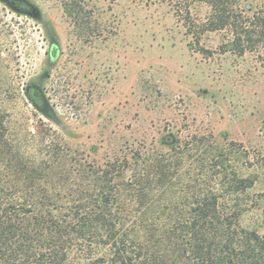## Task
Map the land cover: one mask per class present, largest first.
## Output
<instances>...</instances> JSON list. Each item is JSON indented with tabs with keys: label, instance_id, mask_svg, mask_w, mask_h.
<instances>
[{
	"label": "rangeland",
	"instance_id": "1",
	"mask_svg": "<svg viewBox=\"0 0 264 264\" xmlns=\"http://www.w3.org/2000/svg\"><path fill=\"white\" fill-rule=\"evenodd\" d=\"M25 1L37 16L0 0L6 141L36 163L60 159L54 175L117 162L128 179L173 163L177 190L212 188L264 233V57L222 52V33L196 42L167 0ZM234 173L253 185L231 187Z\"/></svg>",
	"mask_w": 264,
	"mask_h": 264
},
{
	"label": "trees",
	"instance_id": "2",
	"mask_svg": "<svg viewBox=\"0 0 264 264\" xmlns=\"http://www.w3.org/2000/svg\"><path fill=\"white\" fill-rule=\"evenodd\" d=\"M167 1L196 42L222 33V52L264 57V0ZM198 6L207 9L199 20ZM2 123L0 264H264V233L244 228L243 210L212 188L177 190L175 164L128 179L117 162L54 175L60 159L34 162L4 139ZM231 181L253 185L236 173Z\"/></svg>",
	"mask_w": 264,
	"mask_h": 264
},
{
	"label": "flooded vegetation",
	"instance_id": "3",
	"mask_svg": "<svg viewBox=\"0 0 264 264\" xmlns=\"http://www.w3.org/2000/svg\"><path fill=\"white\" fill-rule=\"evenodd\" d=\"M3 1L18 11L20 10L22 12H27L31 9L29 4L25 0H3ZM26 92L29 96H32L34 104L37 107H43V106L48 107V104H47L41 90L37 86L30 84L27 87Z\"/></svg>",
	"mask_w": 264,
	"mask_h": 264
},
{
	"label": "water",
	"instance_id": "4",
	"mask_svg": "<svg viewBox=\"0 0 264 264\" xmlns=\"http://www.w3.org/2000/svg\"><path fill=\"white\" fill-rule=\"evenodd\" d=\"M20 11V10H19ZM29 14H31V15H34V16H37L38 14H37V12H36V10L34 9V8H32V9H30L29 11H27ZM41 108V110H43L46 114H48V115H50V116H52L53 114L50 112V110L48 109V107H46V106H43V107H40Z\"/></svg>",
	"mask_w": 264,
	"mask_h": 264
}]
</instances>
